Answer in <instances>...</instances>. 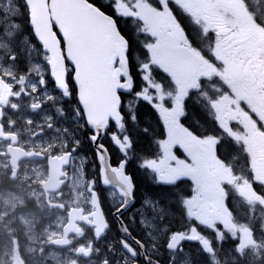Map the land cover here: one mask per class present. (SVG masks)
<instances>
[{
    "label": "snow or ice",
    "instance_id": "obj_1",
    "mask_svg": "<svg viewBox=\"0 0 264 264\" xmlns=\"http://www.w3.org/2000/svg\"><path fill=\"white\" fill-rule=\"evenodd\" d=\"M139 101L166 130L161 154L139 167L157 184L191 182L174 202L141 201L131 219L143 237L123 219L136 203L126 169ZM190 108L217 132L186 125ZM68 118L88 130L94 177L77 160L76 131L61 125ZM106 135L123 157L115 166ZM98 180L120 221L114 242ZM177 211L184 227L173 231L166 221ZM141 256L264 264V0H0V264H139Z\"/></svg>",
    "mask_w": 264,
    "mask_h": 264
},
{
    "label": "flooded vegetation",
    "instance_id": "obj_2",
    "mask_svg": "<svg viewBox=\"0 0 264 264\" xmlns=\"http://www.w3.org/2000/svg\"><path fill=\"white\" fill-rule=\"evenodd\" d=\"M20 22L24 25L25 31H27L28 25L26 23V18L21 17ZM121 26L125 30H127V25L122 24ZM38 59H39L38 55L33 53V56L30 58V61L38 62ZM160 75L163 76L162 73ZM69 79H71V76H69ZM74 102H75V97L73 96L72 101L69 103H66L64 105L65 109L69 113V117L71 116V109H72ZM47 110L51 111V108H48ZM61 125L67 126L68 128L76 131V134L80 140V145H79V148L77 149V153H76L77 160L79 163H83L84 158H86V160H87V168H86L87 175L89 177L96 176L98 173V166L93 167V165L96 163L95 155H94V145L87 138L86 133L88 130L86 128L78 127V126L74 125L70 118L66 119L65 121H61ZM203 132H207L208 134H215L217 132V129L213 123H209L206 125V128L203 130ZM105 145L109 149V153L111 156V163L115 166L122 159L121 153L119 152L118 148L112 143L109 136H107V135L105 137ZM180 150L181 149H179V148L174 149L175 154L179 158H181L179 156L181 153ZM69 171H71V169H69ZM96 189L100 194L101 205H102L104 214H105L106 218L108 219V222L111 226L110 230L107 233L106 241L114 242L120 236V232L118 231V226H119L120 221L113 215L112 204L114 203V200L108 196L109 189L107 187L102 186V184L100 183L99 180L97 181ZM150 190H153L157 193H167V192H171L172 190H178V192L175 194L181 195V192L184 189L180 185L178 187L161 186L160 188H148V187H140L139 188V187H136V203L134 205L130 206V208L123 213V217H124L125 222L128 223L129 226L131 227V229L133 230V235H135L137 237H140L139 235H141V237H143L144 232H143V229L140 227L139 223L133 222L131 218L134 216H138L139 213L141 211H143L142 209H140V203L145 197L149 196L148 192ZM189 193H190V191H189ZM230 199H231V203H233V204L236 203L234 198H230ZM174 214L176 215V217H174ZM174 214H170L169 220L166 221V223H169L171 225V230H173V231L181 230L184 227V224L181 223L182 215L180 214L179 211H177ZM160 239L162 242L164 237L161 236ZM106 241H101L100 246L103 247V244ZM225 246L227 247V244ZM184 248H185V253L187 254L190 251L194 252L195 249L197 248V245L195 242L185 241L184 242ZM161 251L163 252V249ZM161 259L163 260V256L161 257ZM139 264H144V260H143L142 256L139 258Z\"/></svg>",
    "mask_w": 264,
    "mask_h": 264
},
{
    "label": "trees",
    "instance_id": "obj_3",
    "mask_svg": "<svg viewBox=\"0 0 264 264\" xmlns=\"http://www.w3.org/2000/svg\"><path fill=\"white\" fill-rule=\"evenodd\" d=\"M151 108L152 107L148 103L144 101H139L136 105V115L138 117V123L130 124V135L134 145V159L138 162H140L139 158L149 157L152 154L158 152V141L160 139H166V130L163 127V120L159 117L158 113L155 112L154 109L151 110ZM189 113L192 117L201 122V124H198L199 126L206 124L204 122L206 120L202 112L190 108ZM200 114L203 117H200ZM199 118L204 119V121L200 120ZM186 121L187 119L184 121L185 124ZM206 122L207 124H209L208 121ZM144 128L149 129L148 133H145L143 131ZM135 161H131L128 164V171L133 175L136 187H145L146 185H148V181H145L144 183V181L140 179V174H138V172L136 171L137 168ZM133 162L135 166L133 165Z\"/></svg>",
    "mask_w": 264,
    "mask_h": 264
},
{
    "label": "rangeland",
    "instance_id": "obj_4",
    "mask_svg": "<svg viewBox=\"0 0 264 264\" xmlns=\"http://www.w3.org/2000/svg\"><path fill=\"white\" fill-rule=\"evenodd\" d=\"M160 154H161V152H156V153L152 154L151 156L145 157V158H157ZM140 159H142V158H140ZM146 171H150V170H146ZM170 200H172V198H170ZM174 217H176L175 214H174ZM182 219H183V216H182Z\"/></svg>",
    "mask_w": 264,
    "mask_h": 264
},
{
    "label": "bare ground",
    "instance_id": "obj_5",
    "mask_svg": "<svg viewBox=\"0 0 264 264\" xmlns=\"http://www.w3.org/2000/svg\"><path fill=\"white\" fill-rule=\"evenodd\" d=\"M123 219H124V217H123ZM127 220V219H126ZM125 221V220H124ZM134 224V223H133ZM142 231V230H141ZM140 237H141V235H139Z\"/></svg>",
    "mask_w": 264,
    "mask_h": 264
}]
</instances>
